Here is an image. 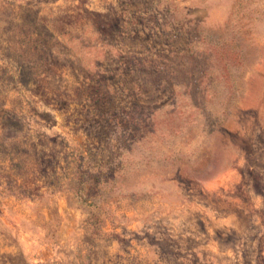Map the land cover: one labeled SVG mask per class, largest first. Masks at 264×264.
Masks as SVG:
<instances>
[{
    "label": "rangeland",
    "instance_id": "374dc122",
    "mask_svg": "<svg viewBox=\"0 0 264 264\" xmlns=\"http://www.w3.org/2000/svg\"><path fill=\"white\" fill-rule=\"evenodd\" d=\"M0 264H264V0H0Z\"/></svg>",
    "mask_w": 264,
    "mask_h": 264
}]
</instances>
